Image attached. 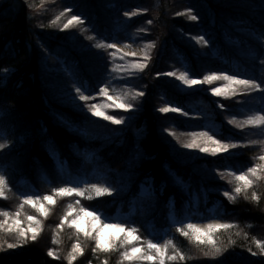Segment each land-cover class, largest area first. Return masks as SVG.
<instances>
[{
	"label": "trees",
	"instance_id": "1",
	"mask_svg": "<svg viewBox=\"0 0 264 264\" xmlns=\"http://www.w3.org/2000/svg\"><path fill=\"white\" fill-rule=\"evenodd\" d=\"M129 11L137 18L119 31L117 25ZM74 16L81 22L65 28ZM140 27L144 40L153 44V56L147 69L126 85L148 95L138 113L112 111L126 128L91 125L87 114L59 103L62 93L56 87L79 88L92 96L108 72V51L96 50L98 57L87 54L80 41L69 40L75 30L110 44L127 41ZM188 35L203 37L204 54L189 46ZM262 60L264 0H0V135L9 143V150L0 154V174L6 180L0 213L10 214L0 215V223L7 220L12 226L19 219V227L28 229L30 216L39 221L37 239L32 241L29 232L28 242L15 249L7 243L16 242V231L0 229V264H69L77 243L83 254L75 253L71 264H121L124 250L119 242L109 246V253L93 252L94 235L86 237L67 223L60 227L77 200L107 221L135 225L145 241L173 233L172 243L184 259L168 255L165 264H264V248L257 246L264 245V161L259 159L264 155V124H235L264 116ZM176 69L199 78L234 75L260 88L239 86L221 99L207 91L186 94L159 79ZM220 86L223 82L217 81L208 90ZM164 102L191 115L200 113L202 119L158 112ZM170 130L207 132L237 147L192 161L182 154L174 157L165 141ZM249 167L257 168L254 176L248 174L251 185L235 194L238 182L232 178ZM83 178L116 186L122 181L126 190L119 198L55 195V188L76 186ZM225 190L235 198L225 197ZM29 195L40 201L53 196L47 215L23 204ZM151 206L154 210L146 213ZM215 220L234 225L217 231L212 243L194 244L177 231L190 221ZM49 250L56 258L47 255ZM124 264H159V259Z\"/></svg>",
	"mask_w": 264,
	"mask_h": 264
},
{
	"label": "rangeland",
	"instance_id": "2",
	"mask_svg": "<svg viewBox=\"0 0 264 264\" xmlns=\"http://www.w3.org/2000/svg\"><path fill=\"white\" fill-rule=\"evenodd\" d=\"M137 18V15L135 13H133L132 11L127 12V15L125 13V18L121 21L120 24L117 25V29L119 31L123 30L125 27H127L129 25V23L133 20H135ZM72 21V20H71ZM81 20L78 21H73V23H80ZM69 24V22H68ZM143 28H139L136 30V33L134 34H128V40L125 42H114V44L116 45L115 48H109L107 43H103L100 42L98 40L95 39L94 35L89 34L88 32L82 30L81 28L78 29L77 31L75 30L73 35L69 38V40L71 39V41L73 43L80 41V43H82L80 45V49L83 51H86V53L89 55L90 54H95V51L98 49H101L102 51L107 50L108 51V56H109V62H108V72L107 75L105 77L104 80V85H102L100 88H107V95H104L101 91H99L97 94L89 96V100L88 101H83L80 100L79 98V93H77V91H73V90H65L64 88L59 89V87H56V90L61 91L60 93H62V95L60 96V98L62 99V101H60L59 103H69L70 105L68 107H70L71 109H76V111L80 112V113H84L87 114L89 119H90V124L91 125H103L106 123H110L112 124L110 121H106L103 119V115L101 116H93L92 115V111H91V106L95 105L99 108V110L104 114V115H111L112 111H121L122 113H126L127 115H130L131 113H138L140 112V107L141 104L143 103V100L147 97V92L144 91H140V90H136L135 88L132 87H128L126 84L128 83L129 79L132 77H136L138 76L139 73L145 71L151 61V57L153 56V44H150L148 42H146L143 38V33L142 31ZM185 40L187 41V43L189 44V46L191 48H193L194 51L198 52V53H205V42L204 40H201L200 37L198 35H188L185 37ZM96 55V54H95ZM98 57V54L96 55ZM138 64H144L145 66L141 69L139 67H136V65ZM47 71L50 72H54V71H58L55 68H47ZM172 73H175L174 76H169V75H162L159 76V79H162L163 82L170 84V85H174L180 92L186 93V94H192V93H196V92H203V91H207L208 94L215 99H221L223 97H229L233 94V91L235 92V88L242 86V85H233L232 86V90L231 91H226L223 95L221 96H214L212 94L213 90L216 88H224L226 84H228V81H224V80H215L213 81L211 84L209 83H202V84H198L192 87H189L187 85L184 84L183 81H181L179 79V77L183 74H187L189 79H203V78H199L197 76H193L192 74H190L187 71H178L177 69L175 71H173ZM219 75V74H217ZM217 81H222L224 86H220V87H215L212 90H208L209 89V85H212L214 82ZM244 87V86H243ZM246 88V87H245ZM138 92H144L143 96H138L137 93ZM82 93V92H81ZM83 94V93H82ZM87 95V94H84ZM130 104L132 105L131 108L129 109H125L122 107H118V105L120 104ZM141 103V104H140ZM164 107H169L172 108V106L166 105V103H161L159 105V107L157 108L158 112L159 109L164 108ZM3 112L0 111V116L2 115ZM163 113V112H162ZM165 115H174L176 117H181V119L186 120V119H193V120H198V119H202V116H200V113L191 115L188 114L183 111H178V112H172L169 111L167 113H163ZM202 114V112H201ZM121 117V116H120ZM120 117H118L117 119H120ZM259 118L260 116H253L251 119L249 120H244L243 122H236V125L239 126H243V124L245 125H253L255 127H258L261 125V123L259 122ZM251 120H255L256 123H249V121ZM206 121H208L206 119ZM233 121H237V120H232ZM126 122L124 121L122 124L116 125L113 124L115 127H125L126 128ZM140 133V132H139ZM136 134L135 136L139 135ZM204 132H194V133H181L178 130L175 131H168L165 135V141L166 143L169 142L170 145H172V155L175 157L179 154H182L183 157H185L188 160H195L198 157H215L218 154H222L224 153V151L217 153L216 155H212L211 153H201L199 151V148H186L185 145L186 144H191L193 142L201 145V146H212L207 142V137L201 135ZM209 135V134H208ZM210 136V135H209ZM106 136H104L103 138H105ZM90 139V137L88 138ZM93 139H97L95 137H93ZM100 139V138H98ZM264 147V143L261 145V148ZM9 150V143L6 140V138L3 135H0V154L5 153ZM192 161V160H191ZM206 171V169H205ZM208 171V170H207ZM239 175V174H237ZM0 177H3L2 174H0ZM4 178V177H3ZM235 179L232 178V180ZM236 180V179H235ZM92 184H96L97 186L100 187H106V186H111L114 189H119L121 187V185L116 186L115 183H106L105 181H89L87 178H83L82 181L76 185L78 187H80V189L82 191H85L86 195L83 197H78V199L81 198H98L95 194L94 189L91 187ZM126 187L124 186L123 188V192L122 193H117L114 192L113 198H119L122 197L123 194L125 193ZM0 191L3 192V195L0 196V198L4 197V189L3 186H0ZM38 199V198H37ZM79 201V200H77ZM77 201L75 202V204L71 205L72 208V212H73V216L69 217V221L76 216V214L79 212V210L82 208L80 201L79 203H77ZM43 204V211L39 210V205H37L36 207L31 206V208L36 209L38 211H40L43 215L45 212H47V206L48 204H52L49 203L47 201H40ZM29 205V204H28ZM88 211H91L89 209H86ZM154 210V207L151 206V208H149V210L146 211V213H149L151 211ZM98 215H100V220L99 221H93L91 217H85L83 219V221L81 222L80 225V232H84V231H92V235L95 236V231L93 230V225L95 228H102V224L109 222L105 219L102 218V214L100 212H97ZM36 220H38L37 218H35ZM115 222H120L118 220H116ZM31 221L28 219L25 224L30 225ZM188 223H192L194 224L197 228L201 229L200 233H193L192 231L187 229V223L182 226L186 231H188V235L185 236L189 238V241L194 243V244H198V245H203L208 241V235H207V228L209 224H216V225H220V224H228L233 226L234 224H232L229 221H224V220H215V221H210V222H197V221H190ZM199 224H202L201 226H198ZM126 226H128L126 224ZM131 226H135V225H131ZM38 227V226H37ZM136 227V226H135ZM179 227L177 228L178 231ZM223 228L217 229L216 231L211 233V240L214 238V235L217 233V231L221 230ZM84 234V233H83ZM139 234V233H138ZM173 234V233H172ZM172 234H164V238L163 239H157L153 242H157L159 241L161 243V245H166L167 242L170 240L172 242V238L173 235ZM115 235L117 237V240L115 243L119 242V246L125 250V246L123 245L122 241L119 239L120 236H122V233H116L115 230L112 229H105L104 230V236H105V241L104 243L108 246V238ZM196 235H200L201 238L204 240L203 243H200L195 237ZM141 237V236H140ZM146 242L145 240L142 239L141 237V241L139 243V246H141L142 248L146 249ZM180 251H178L177 247H174L173 243H171L170 245L167 246V251L165 254L166 258L168 255L171 256H176V255H181L182 253H179ZM139 256V254H137ZM156 259H159L158 257ZM156 259H154L153 261H149V262H154ZM140 263L142 262H146L144 260H139Z\"/></svg>",
	"mask_w": 264,
	"mask_h": 264
},
{
	"label": "snow or ice",
	"instance_id": "3",
	"mask_svg": "<svg viewBox=\"0 0 264 264\" xmlns=\"http://www.w3.org/2000/svg\"><path fill=\"white\" fill-rule=\"evenodd\" d=\"M69 10H71V9H69ZM126 15H127V13H126ZM79 19L80 18L78 16H74L73 20L69 21V24H66L64 27L68 28L69 25L73 21H78ZM193 19H196V17L193 16ZM200 39L203 40V37H200ZM108 47L109 48H115L116 45L114 43H110V44H108ZM261 63H264V60H262ZM144 66H145L144 64L136 65V67H139L141 69ZM157 75H160V74L158 73ZM165 75L174 76L175 73L169 72V73H165ZM179 79L181 81H183L184 84L189 86V87H192V86H195L198 84H202V83L211 84L215 80L228 81V84H226L224 88H216L213 90L212 94L214 96H221L226 91H231L233 85H242L246 88H251V89H259L260 88V85L256 84L254 81H252L250 79H238L234 75L210 74V75L204 76L203 79L201 80V79H195V78L189 79L187 74H183L179 77ZM76 91H77V93L80 94L79 95L80 100H83V101L89 100V96L82 94L81 90L79 88H77ZM100 91L104 95H107V88H101ZM137 95L143 96L144 92H138ZM118 107L129 109L132 107V105L122 103V104L118 105ZM221 107H223V105H221ZM91 111H92L93 116L103 115V119L106 121H110L112 124L119 125V124H122L124 122L123 118L117 119L112 115H104L99 110V108L95 105L91 106ZM159 111L163 112V113H167L169 111L178 112V111H180V109L176 108V107H172V108L164 107V108L159 109ZM229 122L232 123V121H229ZM259 122L261 124H264V116H261L259 118ZM249 123L254 124V123H256V121L251 120V121H249ZM201 135L207 137V142L210 145H212L211 147L210 146H201L195 142H193L191 144H186L185 147L186 148H199V151L201 153H211L212 155H216L217 153L222 152V151L226 152V151H228L229 148L235 149L237 147L236 143L222 142V140L216 139L214 136H209L207 132H204ZM259 159L264 161V155H261L259 157ZM256 172H257V168L249 167L247 172L242 173L240 175H236L235 179L238 183L234 187L233 192L235 194H239V193H241L242 189H247L252 183V181L248 178V174L250 173L254 176L256 174ZM240 182H242V183H240ZM4 184H6V180L3 177H0V186H3ZM120 184H121V187L119 189H114L111 186L100 187V186H97L96 184H92L91 187L94 189L97 197H103L105 195L113 196L114 192H117V193L123 192L124 184L122 181H120ZM54 191H55L56 196H61V197L72 196V195H75L77 197H83L86 195L85 191H82L80 189V187H78V186L57 187L54 189ZM2 195H3V192L0 191V196H2ZM223 195L225 197H227L229 200H233L235 198L227 190H225L223 192ZM89 199H91V197H89ZM252 199L253 200L258 199V197L255 195V193H253ZM42 200L47 201L49 203L54 202V198L52 195H44L42 197ZM77 203H79V201H77ZM23 204H29V205H32L34 207L39 205V210L43 211V204L40 202L39 199H34L32 195L27 196V198L24 199ZM23 204L21 205V208L23 207ZM44 214L47 215L46 212ZM0 215H3L4 217H10V214L7 211L0 213ZM16 215L18 217L20 215L19 212H17ZM72 216H73L72 208H71V205H69V212L63 217V220L60 224V227L63 228L64 224L67 223L69 225V227L75 228L79 232L81 230L80 229L81 222L83 221V219L85 217H91L93 221H99L100 220V215L97 214L96 209L88 211L84 208H81L79 210V212L76 214V216L73 217L69 221V217H72ZM105 219H108V218H105ZM29 220L31 221V223H30L28 229H21L19 227V224H20L19 219H16L12 226H7V224H8L7 220H5L3 223H0V229H4L7 226L8 232H12L13 230H15L17 233L16 242L7 243L8 249H15L18 247H22L25 243H27L29 240V236H28L29 232H31L30 239L32 241H35L37 239V233L39 231V228L37 226L39 225V221L36 220L34 217H31V216L29 217ZM179 223H183V222H179ZM230 227H231V225H228V224H220V225L209 224L208 228H207V235L209 237L208 243H212L211 238H210L212 232H214L220 228H230ZM105 229H112V230H115L116 233H122L123 234L122 236L119 237V239L122 241L123 245L125 246V250L123 251L122 257H121V264H124L125 261H132V260H137V259L138 260H144V261H153L157 257L159 258V264H165L164 257H165L166 251H167V246L170 245L172 242L169 240L166 245L162 246L159 241L153 242L152 240H148L146 242V249H144L141 246H139V243L141 241V237L138 234L139 230L135 226H126L125 221H120V222L109 221V222L103 223L102 228H95L93 225V230L95 231V236H94L95 247L93 249V252L100 251L103 253H109L112 251V248L104 243V241H105L104 230ZM187 229L192 231L193 233H200L201 232V229L197 228L192 223H187ZM178 231L184 236L188 235V231H186L183 227H180L178 229ZM84 235L86 237L91 236L92 231H84ZM195 238L200 243L204 242V240L201 238L200 235H196ZM116 240H117V237L115 235L109 237L108 238L109 245L115 244ZM257 246L264 248V245H261L259 242H257ZM2 249H3V245L0 244V250H2ZM217 251H219V249H217ZM77 252H79L81 255L83 254V249L81 248L79 243L75 244L72 248V253L69 255V264H71V262L76 259L75 253H77ZM137 254H139V256ZM47 255L49 257L56 258L55 254L52 250H49ZM253 255H255V253H253ZM179 258L181 260L184 259L182 254L180 255ZM170 259L175 260V259H177V257L174 255V256H171ZM104 264H107V261H105Z\"/></svg>",
	"mask_w": 264,
	"mask_h": 264
},
{
	"label": "bare ground",
	"instance_id": "4",
	"mask_svg": "<svg viewBox=\"0 0 264 264\" xmlns=\"http://www.w3.org/2000/svg\"><path fill=\"white\" fill-rule=\"evenodd\" d=\"M202 224H199L198 226H201Z\"/></svg>",
	"mask_w": 264,
	"mask_h": 264
}]
</instances>
